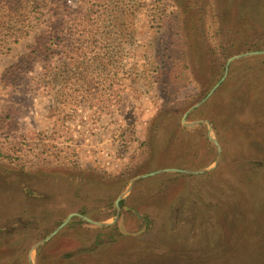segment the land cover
Masks as SVG:
<instances>
[{"label":"rangeland","instance_id":"obj_1","mask_svg":"<svg viewBox=\"0 0 264 264\" xmlns=\"http://www.w3.org/2000/svg\"><path fill=\"white\" fill-rule=\"evenodd\" d=\"M106 1L111 13L98 23L89 7L97 0H43L27 37L13 45L8 30L1 34L0 264H264V228L257 229L264 227L257 211L264 138L249 113L253 87L264 81V54L231 62L225 80L184 120L196 124H183L231 57L264 46L228 57L221 36L232 16L219 10L226 0ZM0 16L8 23L16 14ZM186 23L206 51L196 63ZM55 29H66L67 44L88 48L56 57L41 51ZM167 169L206 172L138 180L118 214L115 202L134 178ZM63 170L105 182L120 175L125 183L107 190L110 200L81 199L58 184ZM71 213L108 226L73 218L33 250Z\"/></svg>","mask_w":264,"mask_h":264},{"label":"trees","instance_id":"obj_2","mask_svg":"<svg viewBox=\"0 0 264 264\" xmlns=\"http://www.w3.org/2000/svg\"><path fill=\"white\" fill-rule=\"evenodd\" d=\"M43 0H0V14L1 12L5 13H15L16 16H13V19L10 20V22L6 23L3 21V17L0 16V40L5 31H9L10 35L12 36V43L11 44H17L20 39L23 37H27L31 26V19L34 12H37L39 14H42V6L40 5V2ZM94 2V1H93ZM89 7L91 10L94 11V13L97 15V21L98 23H102L103 21H106L108 14L111 13L112 5H109L106 0H97L96 4H92L90 2ZM100 7H102V12H100ZM219 10L221 11V16L227 18L229 16V13H231V18L229 20H226L223 23V30L224 26H228L230 29L224 31V35L221 36L223 39H226L229 41L227 46L228 51V57L238 54L241 52V50H259L256 49L259 46H264V0H226L225 4L223 6H219ZM6 26V27H5ZM197 25H194V29H196ZM95 31H89L90 33L94 35H89L88 37H85L89 40V44L91 45V42L95 41V37L97 38V29H93ZM185 31H187L189 34L186 35L187 41H188V56L191 57L192 61L196 63L198 60L201 61L203 56L206 54V51H204L202 48H199V42L196 39V35L194 37L191 26L189 24H185ZM221 32V29L219 28L217 34ZM67 33L66 29H55L51 36H49V45L46 43H42L39 46L41 47L40 50H45L46 52L52 53L54 57L62 55L65 52H74L80 51L74 44H67L64 40V35ZM253 33V34H252ZM2 34V36H1ZM252 34V35H251ZM251 35V37H250ZM255 37H259V39H252ZM84 38V37H81ZM200 40V37H199ZM1 42V41H0ZM11 42V41H10ZM6 46V45H4ZM3 46V47H4ZM88 48V43L85 47L82 46V48ZM47 54V53H45ZM199 54V56H198ZM94 60H96L97 56L99 54H95ZM78 56H82L81 54ZM193 63V65H194ZM264 80V79H263ZM259 85V86H258ZM258 86V87H257ZM257 92V102L253 108H251V113L253 115V118L251 121L256 124L257 128H262L261 134L258 136H262L264 138V102H262V96L264 91V81L262 83H258L253 87L254 90L258 89ZM242 95V94H240ZM260 100V101H259ZM234 104V100L231 101L230 105L232 106ZM230 110V108H229ZM198 112V111H197ZM245 113V112H244ZM164 116L167 114V112L162 113ZM196 114V113H195ZM236 120V118H234ZM243 123L241 119L238 120ZM255 128V136L257 132V128ZM159 130H162L161 127H159ZM220 134V131H219ZM146 143V142H145ZM150 142H148V146L150 148ZM260 145L263 149V152L260 153L258 156L259 158H264V139L260 142ZM152 146V145H151ZM151 155H154L155 148H152ZM155 157V156H154ZM154 157H150V159L145 161L146 167H153L154 161L151 162L149 165H147L148 162H150L151 159H154ZM264 162V161H262ZM56 178L58 180V184L64 185L66 187V192H68V186L74 188V197H84L88 195L89 197H95L96 202L105 201L106 199L110 200V198L107 196V190H117V188L122 187L125 183V180L121 179V176H117L113 178L112 182H105L104 179H99L98 174H96V177H90L85 176L82 174H76L71 173L70 171L63 170L61 172L55 173ZM77 180H80L83 182V185L80 186L77 183ZM110 181V180H109ZM119 191H116L118 193ZM99 195L103 197H99ZM84 199V198H81ZM70 203H72L71 199H69ZM258 200V198L256 199ZM86 201V200H85ZM255 201V200H254ZM242 201L239 200V205L242 206ZM243 206L241 207V214H244ZM88 207L84 206L81 208H78V213H83V211L87 210ZM264 212V198L257 201V211ZM57 214L52 215L54 218ZM62 217V216H61ZM64 217H62L63 219ZM73 223V222H72ZM69 227L71 226V224ZM27 223H24L26 225ZM264 228L262 224H257V229Z\"/></svg>","mask_w":264,"mask_h":264},{"label":"water","instance_id":"obj_3","mask_svg":"<svg viewBox=\"0 0 264 264\" xmlns=\"http://www.w3.org/2000/svg\"><path fill=\"white\" fill-rule=\"evenodd\" d=\"M264 54V51L263 52H249V53H245V54H242V55H236V56H233L231 57L226 65H225V71H224V75L222 77V79L210 90V92L206 95V97H204L202 99V101L200 103H197L196 105L192 106L184 115V118H183V124L186 125V126H192V125H195L196 123H192V124H187L185 123V118L187 117V115L193 111L194 109L200 107L201 105H203L210 97L211 95L216 91V89L219 87V85L225 80L226 76H227V73H228V69H229V65L231 62L237 60V59H241V58H244V57H248V56H252V55H263ZM207 127H208V130H209V134L210 135V127L208 124H206ZM209 139L211 141H213V143H216V141L212 138V137H209ZM218 146V145H217ZM219 147V146H218ZM220 156V155H219ZM218 160H219V157H218ZM164 172H177V173H181V174H188V175H196V174H201V173H204L206 171H200V172H191V171H182V170H175V169H167V170H162V171H156V172H153V173H150V174H147V175H143V176H139V177H136L134 178L131 183H130V186L129 188L127 189V191L123 194H121L116 202H115V205H116V208L118 210V214H119V203L120 201L126 196L127 192L131 189L132 185L134 182L138 181V180H141V179H146V178H149L151 176H154V175H157V174H161V173H164ZM73 218H78L82 221H85V222H88L92 225H95V226H108V224H102V223H97V222H94V221H91L90 219L78 214V213H71L67 216L66 220L64 222H62L50 235H48L43 241L37 243L34 247H33V250H35L37 247H39L40 245H42L43 243H46L48 242L54 235H56L59 231H61L64 227H66ZM29 260L32 261L31 259V255L29 256ZM33 264V263H32Z\"/></svg>","mask_w":264,"mask_h":264}]
</instances>
